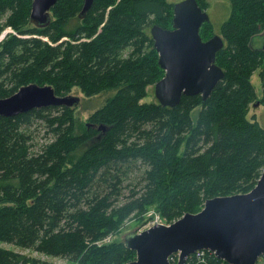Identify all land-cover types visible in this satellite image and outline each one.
I'll return each mask as SVG.
<instances>
[{"label":"trees","instance_id":"16d2710c","mask_svg":"<svg viewBox=\"0 0 264 264\" xmlns=\"http://www.w3.org/2000/svg\"><path fill=\"white\" fill-rule=\"evenodd\" d=\"M83 2L57 0L39 28L29 19L32 0H0V97L30 83L57 95L113 93L81 132L70 107L0 116V241L75 264H122L135 251L107 239L126 221L154 209L171 223L208 198L248 192L264 170V127L247 117L251 105H264V48L251 45L264 31V0H228L216 53L223 79L205 101L183 95L174 107L143 101L165 73L149 27L171 28L173 3L93 0L79 18ZM212 30L204 22L202 39ZM34 120L51 135L38 151L26 131ZM135 170L137 182L125 187ZM0 264L53 263L0 246Z\"/></svg>","mask_w":264,"mask_h":264},{"label":"water","instance_id":"95a60500","mask_svg":"<svg viewBox=\"0 0 264 264\" xmlns=\"http://www.w3.org/2000/svg\"><path fill=\"white\" fill-rule=\"evenodd\" d=\"M56 1L32 0L30 22L39 28L47 26ZM92 3L84 0L79 18H84ZM172 10L171 28L153 24L149 30L165 72L153 85L154 96L164 107L176 106L183 95L199 94L205 101L224 77V70L216 64V53L224 46L222 36L203 40L200 35L202 24L210 20L206 10L196 0L175 2ZM79 100L75 95H57L49 84L30 83L0 97V116L45 107L71 108ZM122 242L135 251V258L122 264H171L168 256L178 251L177 264H184L187 256L201 249L214 251L227 264H256L264 254V170L248 192L208 198L198 212H186L169 224L129 231Z\"/></svg>","mask_w":264,"mask_h":264},{"label":"rangeland","instance_id":"374dc122","mask_svg":"<svg viewBox=\"0 0 264 264\" xmlns=\"http://www.w3.org/2000/svg\"><path fill=\"white\" fill-rule=\"evenodd\" d=\"M167 1L174 4L175 2H178L180 0H167ZM205 1H206V5H208L207 13L210 18L209 21L213 28L212 30L213 32L211 36H213L214 34H218L222 36L219 29H220L222 22L226 20L229 16V13H230L229 12V9H230L229 2L228 0H205ZM74 20L76 19L72 20L73 23H75ZM209 21H206V22H209ZM33 25L31 23V26ZM9 30L11 29H6L3 31V33L6 34ZM211 36L204 38L203 40H206L210 38ZM251 45L256 48H261V47L264 48V31L260 32L259 34L255 35L252 38ZM251 83L253 84L255 88L258 98H260L262 83L258 75V71L252 75ZM67 94L75 95L80 98L79 102L76 105L71 106V108L73 109V112H74L73 116L76 119V126H77L76 132H81L84 124L87 123L89 116L96 109L100 108L105 103L107 97L111 96L113 93L108 91V92H105L104 94L96 95L93 97H87L80 91V89H78L77 87H73L71 91ZM143 101H147V102L157 101L154 96L153 85H150L147 87V94L145 98L143 99ZM199 110H200V106L196 107L192 111L191 116L193 120L196 119ZM247 117L248 118L255 117V120H257L259 124L262 127H264V105L260 103L258 105H251ZM26 131L31 136V140L29 142L32 143V148H31L32 151H38L41 148V146L45 144L46 142H48L51 138V135L48 134V128L45 122L43 121H39V120L32 121V123L30 124V126H28ZM139 175H140L139 170H135L131 172L128 178L124 182L125 187H128V185L135 184L137 182V177ZM157 213L158 212H156L154 209H150L148 213L144 216L143 220L138 221L132 218L126 221L121 226L119 231L115 235L110 236L107 240L110 242L114 240H120V239L122 240L123 235L126 234L127 232L132 231V230H138V229L141 230V229L147 228L148 226L152 225L156 220L158 221V223H164V224L170 223L166 219L162 218ZM0 246L10 248L16 251L19 250L20 252L24 254L52 262L53 264H75V263H71L70 261H67L64 258L47 256L43 253L36 252L32 249H22L19 246H16L14 244L7 243V242L0 241Z\"/></svg>","mask_w":264,"mask_h":264},{"label":"built area","instance_id":"2783aa9c","mask_svg":"<svg viewBox=\"0 0 264 264\" xmlns=\"http://www.w3.org/2000/svg\"><path fill=\"white\" fill-rule=\"evenodd\" d=\"M154 223H158L156 220ZM178 253H174L171 256H169V261L171 264H176L178 261ZM212 263L213 261L217 260L220 264H227L223 260H220L216 257L214 252L208 251V250H197L194 253L190 254L188 256V259L185 261V264H195V263H204L207 264L208 262ZM259 264H264V254L260 257Z\"/></svg>","mask_w":264,"mask_h":264},{"label":"flooded vegetation","instance_id":"af4514ba","mask_svg":"<svg viewBox=\"0 0 264 264\" xmlns=\"http://www.w3.org/2000/svg\"><path fill=\"white\" fill-rule=\"evenodd\" d=\"M204 10H205V9H204ZM206 12H207V9H206ZM151 26H152V25H151ZM151 26H150V27H151ZM150 27H149V30H150ZM168 28H169V27H168Z\"/></svg>","mask_w":264,"mask_h":264},{"label":"bare ground","instance_id":"6f19581e","mask_svg":"<svg viewBox=\"0 0 264 264\" xmlns=\"http://www.w3.org/2000/svg\"><path fill=\"white\" fill-rule=\"evenodd\" d=\"M43 126V125H42Z\"/></svg>","mask_w":264,"mask_h":264}]
</instances>
